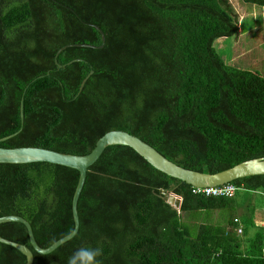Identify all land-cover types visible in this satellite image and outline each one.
I'll list each match as a JSON object with an SVG mask.
<instances>
[{"label":"trees","instance_id":"1","mask_svg":"<svg viewBox=\"0 0 264 264\" xmlns=\"http://www.w3.org/2000/svg\"><path fill=\"white\" fill-rule=\"evenodd\" d=\"M237 33L228 0H0V139L16 134L0 148L86 155L120 130L205 174L264 158V78L229 69L213 48ZM77 180L63 166L0 164V217H22L48 248L73 230ZM232 184L264 193V175ZM191 189L130 148L109 146L87 170L73 239L39 255L20 223L0 224V237L29 248L32 264H67L81 247L100 248L101 264H264L262 229L182 226L178 211L222 209L237 192ZM161 190L181 198L179 210ZM25 263L0 244V264Z\"/></svg>","mask_w":264,"mask_h":264},{"label":"water","instance_id":"2","mask_svg":"<svg viewBox=\"0 0 264 264\" xmlns=\"http://www.w3.org/2000/svg\"><path fill=\"white\" fill-rule=\"evenodd\" d=\"M94 28L101 34L102 45L98 48H102L105 41L104 35L101 33L98 27L94 26ZM82 47L96 48L87 45H83ZM63 49H65V47L58 50L56 55H58ZM61 67L63 66L58 65V68ZM91 74L92 72L89 73V75ZM85 81L86 79L83 80L81 88L83 87ZM19 113L20 120L22 122V102L19 107ZM14 135L16 134L1 138L0 143L8 140ZM109 146H125L130 148L155 170L171 178L177 179L185 183L186 185H189L191 188L216 187L232 183L237 179L250 176L264 175V158L248 160L215 174H205L184 169L167 160L165 157L160 155L155 149H153L151 146H149L139 138L120 130H111L103 134L96 141L92 151L86 155L65 154L37 147H22L14 149L0 148V164L18 165L31 163H48L63 166L66 168H71L78 172V180L71 201L73 230L70 234L57 240L48 248H41L37 245L34 239L30 224L22 217L15 215L3 216L0 217V224L10 222L22 224L27 231L28 241L31 248L39 255H49L56 249L73 239L79 230L77 202L85 182L87 170L100 158L104 150ZM161 196L173 209H179L181 204L180 197L172 193L165 192L163 190H161ZM0 244L10 246L15 250L19 251L26 258L25 264L33 263V254L31 250L26 246L14 243L1 237Z\"/></svg>","mask_w":264,"mask_h":264},{"label":"crops","instance_id":"3","mask_svg":"<svg viewBox=\"0 0 264 264\" xmlns=\"http://www.w3.org/2000/svg\"><path fill=\"white\" fill-rule=\"evenodd\" d=\"M228 4L232 9V17L234 22L237 24L238 33L232 37L236 38L235 45L238 44V39L241 37L245 31L242 29L243 25L248 21L245 10L247 9L246 4H241L237 0H228ZM260 11L264 12V6L259 4H250ZM264 25V21H263ZM232 37H224L218 39L220 42L225 40L226 38ZM240 42V39H239ZM243 45V43H239ZM258 46H264V36L260 38V43ZM244 53L240 52L239 55L232 56V61H235V58H244ZM260 194L264 199V193L261 192H246V191H237L235 196L230 199V204L222 209H211V210H199L194 211L191 213H184L179 212V219L182 226L190 229L191 231L196 230L198 226L201 225H213V226H220L223 228H227L228 230L230 227L233 230H237V228L242 229V233L247 231L251 233L253 230H261L262 225L264 224V206H258L257 204H250L246 201V197L251 194ZM237 197L239 199H237ZM245 203V204H244ZM237 206V213L234 214L226 213V209H234ZM179 210V209H178ZM245 215L244 219L242 220L239 216V211ZM245 212V213H244ZM237 220V222H235ZM247 221V222H246ZM247 227H250L247 230ZM241 233V234H242Z\"/></svg>","mask_w":264,"mask_h":264},{"label":"rangeland","instance_id":"4","mask_svg":"<svg viewBox=\"0 0 264 264\" xmlns=\"http://www.w3.org/2000/svg\"><path fill=\"white\" fill-rule=\"evenodd\" d=\"M237 1L241 4H246L247 9L245 13L248 19L243 25L242 29L245 32L241 34L239 38L240 42L238 39V44L235 45V37L226 38L221 42L216 40L213 44V48L229 69L257 71L264 78V46H258L260 38L264 36V12L250 5L252 3L243 0ZM241 42L243 45L239 44ZM240 52L244 53V58H235V61H232V56L239 55ZM237 199L239 198L237 197ZM246 201L250 204L264 206V199L258 193L251 194V196L248 195ZM238 211L239 216L243 220L245 215H243L240 210ZM225 212L231 214L237 213V206L231 210L226 209Z\"/></svg>","mask_w":264,"mask_h":264},{"label":"built area","instance_id":"5","mask_svg":"<svg viewBox=\"0 0 264 264\" xmlns=\"http://www.w3.org/2000/svg\"><path fill=\"white\" fill-rule=\"evenodd\" d=\"M238 189L232 184H224L216 187H205V188H192L191 193L203 197H214V198H232ZM237 222V220H235ZM236 233L240 235L242 233L241 228H237ZM262 252L264 255V224L262 225Z\"/></svg>","mask_w":264,"mask_h":264},{"label":"clouds","instance_id":"6","mask_svg":"<svg viewBox=\"0 0 264 264\" xmlns=\"http://www.w3.org/2000/svg\"><path fill=\"white\" fill-rule=\"evenodd\" d=\"M102 254L100 248L81 247L68 258L67 264H101L98 257Z\"/></svg>","mask_w":264,"mask_h":264}]
</instances>
